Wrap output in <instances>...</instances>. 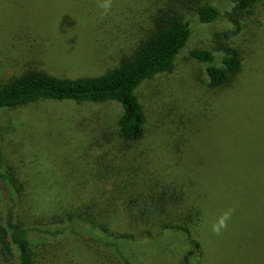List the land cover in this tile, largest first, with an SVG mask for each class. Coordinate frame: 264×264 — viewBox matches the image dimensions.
<instances>
[{"label": "rangeland", "instance_id": "374dc122", "mask_svg": "<svg viewBox=\"0 0 264 264\" xmlns=\"http://www.w3.org/2000/svg\"><path fill=\"white\" fill-rule=\"evenodd\" d=\"M144 2L0 0V82L28 68L57 76L102 73L130 49L128 32L136 23L120 15L131 5L136 12L146 10ZM230 16L227 10L212 25L190 18L192 34L174 69L138 88L146 131L135 146V170L122 167L126 159L116 135L122 109L116 102L45 100L0 111L4 167L35 194V214L44 224L74 208L99 216L109 205L123 207L130 199L120 182L132 176L179 179L186 207L200 212L193 216L192 238L181 232L140 238L126 251L113 239L88 241L107 240L103 232L86 226L75 235L59 225L63 234L57 241L48 236V250L36 249L37 264H264V31L255 41L246 29L235 36ZM222 45L237 50L245 65L242 79L219 94L209 89L206 65L191 52ZM222 169L231 184H205L203 175L216 178ZM129 191L139 202L158 196ZM221 220L225 226L217 234L213 226ZM0 264L16 261L0 257Z\"/></svg>", "mask_w": 264, "mask_h": 264}, {"label": "trees", "instance_id": "16d2710c", "mask_svg": "<svg viewBox=\"0 0 264 264\" xmlns=\"http://www.w3.org/2000/svg\"><path fill=\"white\" fill-rule=\"evenodd\" d=\"M146 2L147 14L144 13L146 10L136 12L135 5H131L128 12L124 11L120 15L136 25L128 32L133 35L128 41L129 52L123 53L114 66L100 74L88 76H57L45 70L28 68L0 82V111L45 100L92 104L116 102L122 109L116 133L122 140L126 159L122 167L124 170H135V146L145 138L146 131L145 111L137 90L144 82L174 69L178 56L192 34L190 18L196 17L201 24L212 25L220 21L229 10L233 12V17L230 16L231 23L237 26L235 36L244 33L243 29H246L255 41L264 31V0H145L144 3ZM222 46L224 47L214 51L197 49L191 52L192 58L206 65L207 86L219 94L223 90H230L228 88L237 79H242L244 75L241 72L245 65L244 57L237 50ZM201 120L199 119L200 125ZM202 131L203 128H200L198 134ZM200 163L206 166L203 157H200ZM202 179L205 184L232 183L224 169L220 170L216 178L208 172ZM178 181L179 179L169 180L168 177L142 181L134 176L124 178L120 182L123 185L120 191L130 202H124L123 207L109 205L98 213L99 216L92 214L90 209L74 208L71 212L47 219V224H44V219L35 214V194L20 182L11 167H4V153L0 148V257L6 261L14 259L16 264H37L36 249L39 247V254L48 250V236L57 241L63 234L59 231L61 229L56 228L59 225H65L66 231L75 235L80 234L86 226L90 232H103L107 240L89 238L88 241L111 244L109 241L112 242L113 239L120 241L124 251L128 250L129 244L140 238L153 240L167 233L178 232L192 238L193 216L200 212L188 210L184 202L186 197H183L182 186ZM138 188L153 195L157 193V199L139 202L138 194H131L129 191L132 189L137 192ZM142 206L147 208L139 209ZM123 213L129 215L128 219H114ZM28 217L39 222L31 224L27 222ZM55 254L59 258H56L57 261L61 262L62 254L58 247Z\"/></svg>", "mask_w": 264, "mask_h": 264}, {"label": "clouds", "instance_id": "9594fccd", "mask_svg": "<svg viewBox=\"0 0 264 264\" xmlns=\"http://www.w3.org/2000/svg\"><path fill=\"white\" fill-rule=\"evenodd\" d=\"M102 7H104L105 9H107L109 7V5L107 3L103 4ZM227 217H225L226 219ZM224 221L221 220L220 224L218 226H213V231H215L217 234H219L220 228L224 227Z\"/></svg>", "mask_w": 264, "mask_h": 264}]
</instances>
